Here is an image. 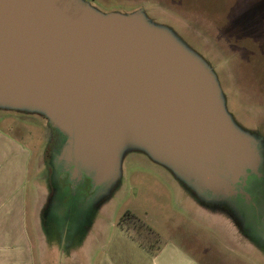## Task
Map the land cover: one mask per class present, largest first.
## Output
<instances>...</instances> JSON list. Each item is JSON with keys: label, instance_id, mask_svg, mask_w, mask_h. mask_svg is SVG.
Here are the masks:
<instances>
[{"label": "rangeland", "instance_id": "rangeland-1", "mask_svg": "<svg viewBox=\"0 0 264 264\" xmlns=\"http://www.w3.org/2000/svg\"><path fill=\"white\" fill-rule=\"evenodd\" d=\"M79 1L101 17L139 12L147 30L198 56L224 116L256 156L235 196L212 195L138 151L127 152L117 172L104 169L109 185L93 188L56 165L65 137L45 110L0 109V129L33 154L34 179L38 167V237L54 246L55 264H153L131 234L154 246L170 243L204 264H264V0ZM54 133L64 137L57 151Z\"/></svg>", "mask_w": 264, "mask_h": 264}, {"label": "water", "instance_id": "water-1", "mask_svg": "<svg viewBox=\"0 0 264 264\" xmlns=\"http://www.w3.org/2000/svg\"><path fill=\"white\" fill-rule=\"evenodd\" d=\"M146 23L79 0H0V109L45 110L65 137L56 165L93 188L138 151L235 196L255 152L224 116L207 65Z\"/></svg>", "mask_w": 264, "mask_h": 264}, {"label": "crops", "instance_id": "crops-1", "mask_svg": "<svg viewBox=\"0 0 264 264\" xmlns=\"http://www.w3.org/2000/svg\"><path fill=\"white\" fill-rule=\"evenodd\" d=\"M32 159L30 148L0 129V264H55L54 246L38 237V167L35 165L34 179L30 170ZM131 235L153 264H204L170 243L154 246Z\"/></svg>", "mask_w": 264, "mask_h": 264}, {"label": "flooded vegetation", "instance_id": "flooded-vegetation-1", "mask_svg": "<svg viewBox=\"0 0 264 264\" xmlns=\"http://www.w3.org/2000/svg\"><path fill=\"white\" fill-rule=\"evenodd\" d=\"M63 140H64V137L63 136H61V137L57 136L55 138V133L53 134V141H54V144L56 145V151H57V148L62 145ZM58 151H59V149H58ZM88 182H89V180H88ZM88 189H89V186H88ZM118 226H119V228L122 227V228H125L126 229V227H125V225L123 223H119Z\"/></svg>", "mask_w": 264, "mask_h": 264}]
</instances>
